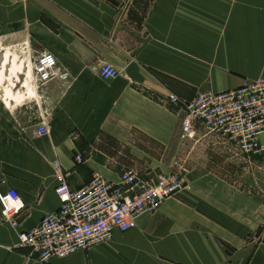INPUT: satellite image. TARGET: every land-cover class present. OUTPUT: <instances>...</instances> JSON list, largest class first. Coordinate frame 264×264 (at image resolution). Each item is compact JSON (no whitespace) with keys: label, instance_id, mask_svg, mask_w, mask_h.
I'll return each instance as SVG.
<instances>
[{"label":"crops","instance_id":"1","mask_svg":"<svg viewBox=\"0 0 264 264\" xmlns=\"http://www.w3.org/2000/svg\"><path fill=\"white\" fill-rule=\"evenodd\" d=\"M22 1L12 18L29 29L0 37L34 59L53 55L69 80L29 91L33 70L24 65L25 89L0 93V187L25 203L21 231L58 210L56 163L74 190L95 175L117 182L134 157L169 173L185 148L209 137L200 128L197 142L182 146L184 112L166 102L169 93L190 101L264 80V0ZM14 62L23 65L11 58L9 71ZM105 64L118 78L99 76ZM46 119L50 134L38 137ZM189 179L190 192L141 216L135 229L51 264H264V185L246 190L214 173ZM17 233L0 216V264H41L17 247Z\"/></svg>","mask_w":264,"mask_h":264},{"label":"built area","instance_id":"2","mask_svg":"<svg viewBox=\"0 0 264 264\" xmlns=\"http://www.w3.org/2000/svg\"><path fill=\"white\" fill-rule=\"evenodd\" d=\"M33 72L37 85L69 80V73L62 70L58 60L50 54H41L36 59ZM119 74L108 64L99 71L104 80H114ZM166 102L184 112L182 146L197 142L202 128L207 135L232 144L242 154L264 161V80L218 93L201 92L190 101L169 93ZM49 134L46 119L37 127L36 135ZM74 160L76 164L83 163L79 154ZM55 167L59 208L45 215L31 231L19 229L26 206L18 191L0 187L1 219L18 231L17 247L30 250L31 258L41 264H51L54 259L87 252L94 245L111 241L116 232L135 229L141 216L155 213L167 199L192 190L189 172L180 159L174 162V169L169 173L149 176L129 169L117 182L95 175L77 190L69 186L58 163Z\"/></svg>","mask_w":264,"mask_h":264},{"label":"rangeland","instance_id":"3","mask_svg":"<svg viewBox=\"0 0 264 264\" xmlns=\"http://www.w3.org/2000/svg\"><path fill=\"white\" fill-rule=\"evenodd\" d=\"M131 1L132 0H123L122 4L124 6L130 5ZM148 1L150 2V0H145L144 3L147 4L149 3ZM22 4V0H14L13 2L12 0H4L3 13L5 19H0V30L8 32L14 28L29 29L27 20L23 21L18 18L17 20H14L12 18L14 13L20 12V8L23 7L21 6ZM144 9L145 6L143 5L142 13ZM1 16H3L2 13H0V18ZM261 19L264 20V15L261 16ZM0 33H2V31ZM23 51V47H21L18 42H13L12 38L0 37V59H2L3 56L6 55V53H9V65L11 64V58H15L16 61L23 64L19 65L17 63L19 65L18 73L13 72L12 74V68L14 64H16L15 62L11 66L10 71L7 69L9 72H6L5 78H3L2 81L9 78L10 73V79H13L15 81V86H12L11 82L8 79L5 80L3 84L2 81H0V93H2L3 90L8 87L10 88L7 89V92L10 90L12 94L13 91H23V89L25 88L26 90L29 89V91H34L33 87L36 88L39 85H37V82L35 80L34 72V78L32 80L30 79L29 84H27L25 74L20 76V73L25 67L24 65H26V67H29L28 69L32 71L33 65L36 61V59L31 56L28 50H26V52ZM3 65L4 64H0V75L2 74L1 67ZM22 80L24 81V83L27 84V86L23 89V84H21ZM11 87H15L13 88V91ZM25 103L28 104L29 101L26 100L24 104ZM208 136L209 137L200 141L199 143L192 144V146L185 148V150L181 154L180 161L183 166L188 170L189 175L214 173L227 178L231 183L240 186L246 190H251L253 188H256L257 186V191H259L262 188L261 186L264 185V161L249 155L242 154L235 146L230 143H226L215 136ZM153 152L155 153V151ZM139 160L142 159L134 157L132 162L130 163V167L144 175L154 176L163 174L150 171L148 167L145 166L144 161ZM171 169H174V163Z\"/></svg>","mask_w":264,"mask_h":264},{"label":"bare ground","instance_id":"4","mask_svg":"<svg viewBox=\"0 0 264 264\" xmlns=\"http://www.w3.org/2000/svg\"><path fill=\"white\" fill-rule=\"evenodd\" d=\"M8 65H9V55L6 56L5 58V62L4 65L1 67L2 69V74L0 75V81H2L3 78H5V74L8 71ZM14 73H18L19 72V65L18 64H14L13 68H12V74ZM12 86H15V81H12ZM9 94H12V92L9 90L8 91Z\"/></svg>","mask_w":264,"mask_h":264}]
</instances>
